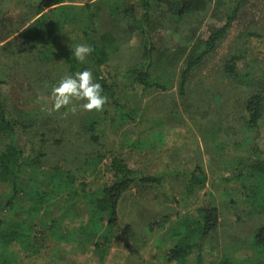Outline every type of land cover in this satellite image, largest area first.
Masks as SVG:
<instances>
[{
	"label": "rangeland",
	"instance_id": "rangeland-1",
	"mask_svg": "<svg viewBox=\"0 0 264 264\" xmlns=\"http://www.w3.org/2000/svg\"><path fill=\"white\" fill-rule=\"evenodd\" d=\"M177 1H153L151 32L157 52L152 76L166 91H144L129 74L144 59L142 0H97L101 12L95 27L100 33L112 30L115 34L105 71L121 86L122 107L107 102L103 111L80 110L65 118L66 110L54 111L49 97L63 76L72 75L69 59L74 57L73 48L86 44L81 24L63 26L45 42L28 45L21 34L33 21L39 0H0L3 92L19 117L41 128L28 136L40 137L41 131L50 135L47 141H52L54 150L49 152L45 178L48 172L50 177L51 172L56 173L54 166L61 172L71 169L95 194L109 182L105 162L112 156L107 159V155L119 150L133 168L145 174L166 173L161 186H138L123 197L119 237L105 255L82 239H50L34 255L17 242L9 251L18 257L14 264H180L168 260L173 240L167 231H151L149 226L166 215L173 217L174 224L185 213L197 215L204 201L218 207L220 223L202 250L195 251L184 264H198L199 255L203 264H219L225 259L255 264L259 259L254 235L264 224V213L246 199L238 181H226L225 177L236 171L239 159L252 156L253 133L248 128L246 103L264 75V56L255 57L264 46L255 41L252 54L247 35L264 36V0H249L225 41L193 72L185 95L180 92L184 63H174L173 58L179 52H184L185 58L195 54L194 45L201 47L212 29L226 23L227 11L212 2L207 9L179 17L172 6ZM84 2L67 0L57 6L58 14L78 18L75 14L81 12ZM115 9L119 11L112 14ZM235 56L238 59L233 60ZM229 62L236 63L237 76L228 74ZM84 63L94 78L87 58ZM246 78L250 79L247 83ZM92 135L98 136V143ZM257 143L264 153V121ZM99 155L106 157L105 162L96 160ZM198 167L211 178L203 188H193L189 181ZM43 189L49 190L47 186ZM9 193L8 187H0V195ZM31 198L27 192L20 195L12 219L28 217L25 213L34 205ZM59 199L52 197L45 204L54 210L52 220L64 215L61 231L72 237L88 222L91 204L83 200L66 211L70 203Z\"/></svg>",
	"mask_w": 264,
	"mask_h": 264
},
{
	"label": "trees",
	"instance_id": "trees-1",
	"mask_svg": "<svg viewBox=\"0 0 264 264\" xmlns=\"http://www.w3.org/2000/svg\"><path fill=\"white\" fill-rule=\"evenodd\" d=\"M66 1L39 0L33 10V21L22 32L21 38L28 45L43 43L49 35L60 31L63 26L81 24L86 44L94 49L87 57L94 70V79L102 85V94L108 98V102L115 108L121 109L122 104L119 98L121 86L117 82L111 81L105 71V67L111 61L109 44L114 42L115 34L112 30L100 33L95 27L101 12L97 0H85L84 5L81 6V12L75 14L78 18L58 14L57 6ZM153 1L167 3V0ZM153 1L142 0L141 20L145 42L144 59L142 63L131 69L129 74L132 82L143 87L144 91L153 89L166 91V87L154 81L152 76L157 52L151 32L154 19L152 14ZM212 2H216L220 8L226 7V23L222 27L212 29L208 38L202 41V45L199 43L201 47L194 45L197 51L200 48L198 51L200 54L195 51V54L185 58V53L179 52L173 58L174 63H179L182 60L184 63L180 75V92L182 95L186 94L193 72L203 65L208 56L225 41L234 22L249 0H179L173 5L171 4L178 16L184 17L188 14L198 13L204 8L207 9ZM116 11L119 9H115L112 14H115ZM247 37L250 42L249 51L251 52L252 49V54V44H255V41L264 46V36L249 33ZM1 43L2 37L0 35V45ZM258 52L260 54H254L255 57L264 56V47ZM232 59L236 60L238 57L235 56ZM69 62L72 75L77 71L85 70V63L78 62L75 56L71 57ZM235 65V62H229L227 65L226 70L231 76L238 74ZM249 80L246 78L245 82L247 83ZM259 81L258 89L246 103L248 128L253 133L252 156L239 159L236 171L225 177V180L238 181L246 199L259 212L264 213V153L259 149L257 143L264 121V75L260 77ZM3 85L4 81L0 78V187H8L10 193L0 195V264H14L17 261V255L9 252L14 243L19 242L22 250H33L34 253L29 251L34 255L39 252L40 248L47 246L50 239L62 241L82 239L88 244V247H94L98 254L105 255L115 246L119 237L120 206L123 197L138 186H161L166 178V173L145 174L141 170L133 168L119 150L117 153L112 151L107 155V159L112 156L109 162H105L106 157H102V155L96 157V160L102 159V162L106 163L110 176L109 182L95 194L86 189L88 185L81 181L71 169L61 172L60 167L53 165L56 175L51 172L50 177V172H48L45 178V167L50 166L48 163L49 152L54 150L53 145H50L52 141H47L50 135L41 131L40 137L28 136L30 131H38L41 128L37 127L33 121L22 119L17 115L3 92ZM96 125L94 123L95 128ZM92 138L94 143L99 142L97 135H92ZM94 170H97L96 166H94ZM177 175L181 176L179 173ZM43 176L44 180L41 181L39 177ZM210 180L211 178L200 167L189 177L193 188H203ZM43 186H47L49 190L45 192ZM23 192L32 196L34 205L30 206V209L25 213L27 218L12 219L13 212L16 210L15 207L17 203H20L19 197ZM55 196L60 198L59 200L63 204L70 203L65 207L66 211H69L75 203L83 200H87L91 204L88 211V222L82 223L75 231V235H71L72 237H65L64 234L66 233L61 231L60 220L64 215L60 214L59 217L52 220L54 210L45 204L46 200L52 201V197ZM6 213L10 214L6 215ZM196 214L185 213L176 224L170 215L151 222L149 226L151 231L158 228L163 229L173 240V245L167 251L170 262L184 264L195 251L202 250L209 236L217 230L221 214L218 207L212 202L204 201L197 209ZM3 215L4 217H2ZM169 225L171 226L169 227ZM43 228L46 229L43 230ZM67 235L70 236V234ZM61 236L63 237L60 238ZM254 244L259 254V259L255 264H264V224L255 232ZM198 259V264H203L201 255ZM219 264L245 263L225 259Z\"/></svg>",
	"mask_w": 264,
	"mask_h": 264
},
{
	"label": "clouds",
	"instance_id": "clouds-1",
	"mask_svg": "<svg viewBox=\"0 0 264 264\" xmlns=\"http://www.w3.org/2000/svg\"><path fill=\"white\" fill-rule=\"evenodd\" d=\"M94 51L88 44H78L73 48V55L80 63ZM102 85L94 81L90 70L77 71L74 75L67 74L57 85L51 88L50 100L52 109L59 112L66 111L63 116L75 115L78 111H103L108 98L102 94Z\"/></svg>",
	"mask_w": 264,
	"mask_h": 264
}]
</instances>
